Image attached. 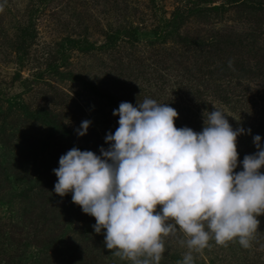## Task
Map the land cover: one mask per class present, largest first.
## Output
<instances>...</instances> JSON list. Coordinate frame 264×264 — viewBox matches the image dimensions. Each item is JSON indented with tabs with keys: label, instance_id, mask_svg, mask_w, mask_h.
<instances>
[{
	"label": "rangeland",
	"instance_id": "obj_1",
	"mask_svg": "<svg viewBox=\"0 0 264 264\" xmlns=\"http://www.w3.org/2000/svg\"><path fill=\"white\" fill-rule=\"evenodd\" d=\"M189 8L198 11L172 22ZM145 99L198 133L222 111L245 129L242 171L254 136L264 145V0H0V264H132L106 248V230L95 232L71 192H55L53 169L74 147L101 155L119 127L113 111ZM257 218L251 247L212 239L194 264H264ZM186 239L179 226L163 237L160 264L182 261Z\"/></svg>",
	"mask_w": 264,
	"mask_h": 264
},
{
	"label": "clouds",
	"instance_id": "obj_2",
	"mask_svg": "<svg viewBox=\"0 0 264 264\" xmlns=\"http://www.w3.org/2000/svg\"><path fill=\"white\" fill-rule=\"evenodd\" d=\"M113 115L119 127L106 136L108 149L101 147L97 155L74 147L53 169L55 192H71L72 201L95 217L93 228L97 234L106 230L105 246L113 255L132 264H160L163 237L175 234L177 226L187 238L181 244L190 250L177 264H194L192 251L204 250L212 239L226 246L238 238L251 247L257 217L264 215L259 135L253 138L257 151L245 155L237 173V138L245 129L234 130L215 106L199 133L177 128L178 111L153 99L137 106L121 102ZM90 124L83 121L77 134L86 135Z\"/></svg>",
	"mask_w": 264,
	"mask_h": 264
},
{
	"label": "trees",
	"instance_id": "obj_3",
	"mask_svg": "<svg viewBox=\"0 0 264 264\" xmlns=\"http://www.w3.org/2000/svg\"><path fill=\"white\" fill-rule=\"evenodd\" d=\"M197 11L198 10L195 9V8L184 9L182 11L181 10H177L174 13V17H173L172 22L173 23H176L177 20H179L180 16L185 17L186 15L191 14V13L192 14L193 13H196ZM30 36H31V34L29 35V37ZM37 116H39L40 118L43 117L44 120L46 121V123H50L51 125H55V126L58 125V123L56 122V120L53 117L49 116V114L46 113V112H39V113H37Z\"/></svg>",
	"mask_w": 264,
	"mask_h": 264
}]
</instances>
